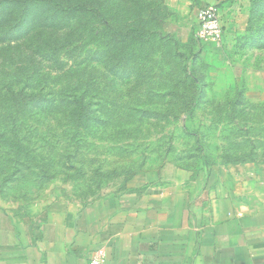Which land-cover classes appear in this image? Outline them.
Returning a JSON list of instances; mask_svg holds the SVG:
<instances>
[{"label":"rangeland","instance_id":"rangeland-1","mask_svg":"<svg viewBox=\"0 0 264 264\" xmlns=\"http://www.w3.org/2000/svg\"><path fill=\"white\" fill-rule=\"evenodd\" d=\"M209 3L220 42L192 23ZM173 161L264 162V0H0L1 211Z\"/></svg>","mask_w":264,"mask_h":264},{"label":"crops","instance_id":"crops-1","mask_svg":"<svg viewBox=\"0 0 264 264\" xmlns=\"http://www.w3.org/2000/svg\"><path fill=\"white\" fill-rule=\"evenodd\" d=\"M96 251L105 264H264V162H167L86 202L0 210V264H90Z\"/></svg>","mask_w":264,"mask_h":264},{"label":"built area","instance_id":"built-area-1","mask_svg":"<svg viewBox=\"0 0 264 264\" xmlns=\"http://www.w3.org/2000/svg\"><path fill=\"white\" fill-rule=\"evenodd\" d=\"M199 26L196 35L200 39L220 42L224 37V26L221 12L216 3H209L198 11ZM90 264H105V257L101 251H96Z\"/></svg>","mask_w":264,"mask_h":264},{"label":"trees","instance_id":"trees-1","mask_svg":"<svg viewBox=\"0 0 264 264\" xmlns=\"http://www.w3.org/2000/svg\"><path fill=\"white\" fill-rule=\"evenodd\" d=\"M80 7H82V5H79ZM78 7V6H77ZM86 7H87V5H84V9H86ZM134 174V173H133ZM133 174H131V175H133ZM131 175H130V177H131Z\"/></svg>","mask_w":264,"mask_h":264}]
</instances>
